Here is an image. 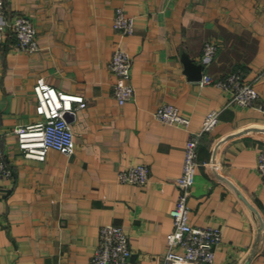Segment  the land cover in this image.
Returning <instances> with one entry per match:
<instances>
[{"label": "crops", "instance_id": "obj_1", "mask_svg": "<svg viewBox=\"0 0 264 264\" xmlns=\"http://www.w3.org/2000/svg\"><path fill=\"white\" fill-rule=\"evenodd\" d=\"M4 3L8 20L15 13L32 20L39 49L21 50L10 33L0 44V146L12 168L0 178V264H89L106 223L124 227L132 264H154L173 228L186 139L211 109L219 120L198 146L190 222L221 227L211 264H264V184L257 170L264 113L190 79L183 60L214 78L239 71L264 103V0ZM117 7L134 16L132 34L112 28ZM118 41L133 59L134 96L124 104L113 95L108 67ZM207 41L217 45L210 60L203 57ZM40 76L85 99L67 114L75 140L70 155L49 149L39 160L18 147L14 129L41 119L33 92ZM162 103L188 116V127L158 120L154 111ZM137 162L149 166L148 182H120L118 172Z\"/></svg>", "mask_w": 264, "mask_h": 264}, {"label": "built area", "instance_id": "obj_2", "mask_svg": "<svg viewBox=\"0 0 264 264\" xmlns=\"http://www.w3.org/2000/svg\"><path fill=\"white\" fill-rule=\"evenodd\" d=\"M5 15L4 0H0V44L10 33L21 50L34 52L39 49L32 20L21 13H15L10 20ZM111 25L123 37L134 32L135 19L124 8L117 7L114 9ZM216 50V43L205 42L204 59L210 60ZM132 65V56L122 47L121 41H118L108 67L115 77L113 95L119 104H124L134 96V86L130 80ZM198 82L201 85L214 84L228 91L231 101L241 106L255 107L264 113V103L259 100L260 94L255 84L245 80L239 71H232L218 78L206 73ZM33 92L36 96L35 111L41 119L14 129L19 149L24 156L39 160L45 159L49 149L70 155L75 149V140L67 114L85 106L84 97L59 90L42 76L36 79ZM154 116L168 124L182 127L190 124L189 117L172 103L160 104L155 109ZM218 120L219 111L211 109L205 114L200 127L189 132L184 145L181 173L175 180L179 192L175 205L170 210L173 228L166 235V251L154 264H211L214 260L215 248L222 238V229L219 226L193 225L189 219L187 199L199 164L198 146L201 136L210 132ZM257 170L264 184V149L257 154ZM11 175V165L0 146V178ZM118 180L138 186L145 185L149 180V166L142 162L129 164L118 172ZM131 253L129 237L124 227L121 224L106 223L99 229L98 244L89 264H132Z\"/></svg>", "mask_w": 264, "mask_h": 264}, {"label": "water", "instance_id": "obj_3", "mask_svg": "<svg viewBox=\"0 0 264 264\" xmlns=\"http://www.w3.org/2000/svg\"><path fill=\"white\" fill-rule=\"evenodd\" d=\"M183 60L186 67V71L188 72L190 79L192 80L200 79L202 75V65L201 64L195 65L186 55H184ZM193 70H196L197 73L194 74L192 72L190 74L189 71H193Z\"/></svg>", "mask_w": 264, "mask_h": 264}]
</instances>
